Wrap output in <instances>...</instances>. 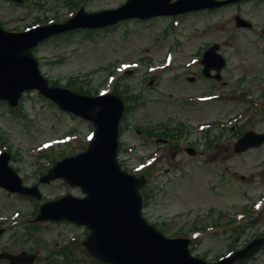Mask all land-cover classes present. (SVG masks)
<instances>
[{"label":"rangeland","instance_id":"obj_1","mask_svg":"<svg viewBox=\"0 0 264 264\" xmlns=\"http://www.w3.org/2000/svg\"><path fill=\"white\" fill-rule=\"evenodd\" d=\"M126 1L0 0V28L20 32L63 23L81 7L93 13ZM178 16L129 18L61 34L34 55L51 85L90 97L112 92L130 105L120 123L118 158L123 170L148 179L144 216L166 237L190 238L192 255L214 262L236 237L240 243L264 237V144L234 150L244 132H264V0ZM237 16L252 29L238 27ZM214 44L226 60L220 80L204 76L200 63ZM203 96L205 103L198 102ZM93 132L91 123L37 91L24 94L16 109L0 101V153L9 152L24 184L38 185L42 194L37 200L0 188V253L37 254L32 264H92L83 246L86 228L31 220L49 200L83 196L61 179H39L83 152ZM155 133L179 150L156 142ZM250 264H264V247Z\"/></svg>","mask_w":264,"mask_h":264},{"label":"water","instance_id":"obj_2","mask_svg":"<svg viewBox=\"0 0 264 264\" xmlns=\"http://www.w3.org/2000/svg\"><path fill=\"white\" fill-rule=\"evenodd\" d=\"M23 3V0H12ZM242 0H127L113 10L88 13L84 8L65 23L50 24L24 32H9L0 28V100L16 108L26 91L36 90L61 110L92 123L93 138L85 152L59 161L41 183L63 179L78 187L83 197L67 195L45 202L34 223L70 222L89 231L83 243L87 252L103 264H235L251 259L264 244L256 239L230 257L215 263L192 255L187 238H168L143 215L145 205L141 189L145 176L124 171L117 159L119 123L125 110L124 100L112 93L97 97L78 94L70 89L50 85L39 67L33 50L48 38L78 29H96L117 24L129 18L149 19L163 15L185 14L214 9ZM238 27L252 24L240 16ZM214 44L204 53L203 74L217 80L226 65L225 58ZM211 70L217 73L212 75ZM264 144V133L249 131L235 144L237 153ZM194 154L193 149H188ZM11 156L0 155V188L10 193L41 199L38 187H26L18 173L9 165ZM3 229H0V234ZM10 264H32L36 255L2 253Z\"/></svg>","mask_w":264,"mask_h":264},{"label":"flooded vegetation","instance_id":"obj_3","mask_svg":"<svg viewBox=\"0 0 264 264\" xmlns=\"http://www.w3.org/2000/svg\"><path fill=\"white\" fill-rule=\"evenodd\" d=\"M250 29H252V27L250 28ZM155 135H157V137H156V139L155 140H158V139H163V137H161L160 135H159V133H155ZM166 143L165 144H167L168 146H169V149L171 148V146L175 149V151H177V150H179V146H177V145H175V143H173V141H172V143H170V140H166L165 141ZM164 144V143H163ZM216 146H218L217 144H216ZM190 148H193V147H190ZM194 149V154H191V155H196L197 154V151H196V149L195 148H193ZM189 153V152H188ZM190 154V153H189ZM173 155H176L175 153H173ZM257 237H259V236H255V237H253V238H247V240L248 241H246V242H244V243H240V240H242V238L241 237H236L235 238V243L234 244H231L230 246H229V248H228V251L222 256V258L223 257H226V256H228V255H230V254H232V253H235V252H237V251H239V250H241V249H243L246 245H248V243L249 242H251L252 240H254V239H256ZM263 237V236H262ZM244 239H246V238H244ZM21 252H23V251H21ZM21 252H19V253H21ZM257 256V255H256ZM256 256H254L251 260H248V261H242V262H237L236 264H250L252 261H253V259L256 257ZM39 259V258H38ZM37 259V260H38ZM2 262H4L5 264H9V261L8 260H6V259H4Z\"/></svg>","mask_w":264,"mask_h":264},{"label":"trees","instance_id":"obj_4","mask_svg":"<svg viewBox=\"0 0 264 264\" xmlns=\"http://www.w3.org/2000/svg\"><path fill=\"white\" fill-rule=\"evenodd\" d=\"M78 91V90H77ZM153 134H151L150 136H152ZM92 264H100L98 261H94L92 262Z\"/></svg>","mask_w":264,"mask_h":264}]
</instances>
